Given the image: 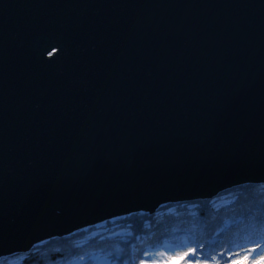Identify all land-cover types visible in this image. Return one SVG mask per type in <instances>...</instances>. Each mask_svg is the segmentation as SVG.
<instances>
[{"label":"water","instance_id":"obj_1","mask_svg":"<svg viewBox=\"0 0 264 264\" xmlns=\"http://www.w3.org/2000/svg\"><path fill=\"white\" fill-rule=\"evenodd\" d=\"M262 174L264 0H0V256Z\"/></svg>","mask_w":264,"mask_h":264},{"label":"trees","instance_id":"obj_2","mask_svg":"<svg viewBox=\"0 0 264 264\" xmlns=\"http://www.w3.org/2000/svg\"><path fill=\"white\" fill-rule=\"evenodd\" d=\"M244 259L264 264V182L164 204L152 213L121 215L2 255L0 264H242Z\"/></svg>","mask_w":264,"mask_h":264},{"label":"rangeland","instance_id":"obj_3","mask_svg":"<svg viewBox=\"0 0 264 264\" xmlns=\"http://www.w3.org/2000/svg\"><path fill=\"white\" fill-rule=\"evenodd\" d=\"M263 181H264V178H261ZM261 179H260V181L259 182H261ZM258 182V183H259ZM223 191V190H222ZM232 197V196H231ZM195 200H197V199H195ZM184 201H188V200H184ZM189 201H191V200H189ZM176 202H183V201H175V203ZM170 203H173V202H170ZM113 219V218H112ZM111 220V219H110ZM110 220H107V221H110ZM106 221V222H107ZM104 223V222H103ZM98 225V224H97ZM164 261H166L165 263H163ZM163 262H162V264H170L169 263V261H172V263H174V264H176V263H178V261L177 260H164ZM103 262L105 263V264H108L107 263V261L106 260H103ZM251 261H249L248 259H244L241 263L242 264H256V262H251Z\"/></svg>","mask_w":264,"mask_h":264},{"label":"bare ground","instance_id":"obj_4","mask_svg":"<svg viewBox=\"0 0 264 264\" xmlns=\"http://www.w3.org/2000/svg\"><path fill=\"white\" fill-rule=\"evenodd\" d=\"M253 176H260L261 178H264V174H262V175H251V177H253ZM260 178V179H261ZM261 182H264L262 179H261ZM170 202H175V200L174 201H170ZM170 202H168V203H170ZM168 203H163V204H161L159 207H161L162 205H164V204H168ZM158 207V208H159ZM154 211H156L155 209L154 210H144V209H141V211H137V212H149V213H152V212H154ZM137 212H131L132 214L133 213H137ZM131 213H129V214H131ZM101 222H98V223H95V224H93V226H95V225H97V224H100ZM92 226V225H91ZM82 229H86V227L84 226V227H79L78 228V230H82ZM70 233V232H69Z\"/></svg>","mask_w":264,"mask_h":264}]
</instances>
